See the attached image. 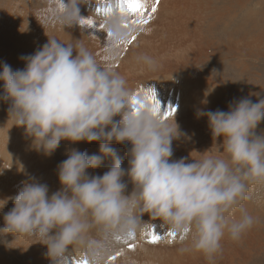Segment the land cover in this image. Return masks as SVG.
<instances>
[{
    "label": "clouds",
    "instance_id": "9594fccd",
    "mask_svg": "<svg viewBox=\"0 0 264 264\" xmlns=\"http://www.w3.org/2000/svg\"><path fill=\"white\" fill-rule=\"evenodd\" d=\"M87 2L48 0L49 23L61 30L83 26L79 5ZM125 20L118 12L104 16L113 42L128 40L132 26ZM47 37L21 57L22 69L2 66L0 100L9 103L12 125L23 127L44 155H52L63 140L99 142L100 155L71 149L57 165L61 187L50 195L46 184L22 181L15 196L0 199V209L9 199L13 205L3 214L0 236L10 233L45 245L51 264H66L73 251L89 264H104L116 237L146 231L142 217L147 214L163 230L183 234L181 254L198 252L214 264L225 237L238 241L256 222L243 202L251 198L250 185H264V132H256L264 120V96L254 93L256 102L248 97L230 102L227 111L198 109L197 118H207L213 144L174 159L173 141L190 137L172 114L164 117L143 102L134 110L125 76L102 64L81 39ZM135 60L148 70L157 68L148 54ZM112 142L131 145L127 168ZM105 156L112 159L108 170L90 175L87 170L99 167ZM122 257V264H141L127 251Z\"/></svg>",
    "mask_w": 264,
    "mask_h": 264
},
{
    "label": "bare ground",
    "instance_id": "6f19581e",
    "mask_svg": "<svg viewBox=\"0 0 264 264\" xmlns=\"http://www.w3.org/2000/svg\"><path fill=\"white\" fill-rule=\"evenodd\" d=\"M111 2L88 0L86 4L79 5L80 15L83 19L92 20L93 25H74L61 30L49 23L52 5L48 0H0V20H4L5 24L14 21L20 29L22 25H27V30H19L21 36L12 40L11 36L2 34L0 70L5 63L13 70L22 69L24 61L21 57L32 54L46 43L47 35L65 42L81 39L102 64L111 65L125 76L137 100L151 105L145 96L151 89L162 113L168 108L175 109L172 113L175 121L190 138L181 137L173 141L174 159L187 157L194 150L203 152L209 149L213 144L211 131L206 117L197 118V110L227 111L230 102L234 103L240 98L248 97L255 102L258 97L253 94L261 93L264 89V81L259 80L264 77L254 78L256 67L264 75L263 0H257L254 6L249 3L250 0H160L157 11L143 29L132 24L137 14L133 13L125 20L127 25L132 26L128 39L133 35L136 39L130 45L120 46L108 37L104 27H100L104 16L96 12L97 7L107 6ZM147 2L149 7L146 11H150L152 0ZM8 39L12 45L4 48L3 44ZM138 54L154 57L157 68L148 70L137 63L135 57ZM205 100L206 104L203 103ZM114 119H119V116ZM11 125L0 122V199L15 196L22 186L21 182L26 180L46 184L49 195L57 191L61 187L57 165L67 158L71 149L100 155L99 142L72 143L63 140L52 155L46 156L33 148L32 140L23 127ZM256 132H264V120L257 126ZM221 142L222 137L217 138L216 143ZM110 147L121 157L122 166L127 168L126 153L131 145L128 142H112ZM192 154L197 155L195 152ZM111 164V157L105 156L99 167L87 171L90 175H102ZM123 179L128 180L126 176ZM258 189L263 193L264 185H250V196L256 197L255 190ZM131 190L132 184L129 182L127 191ZM249 200L243 202L249 213L259 211L264 217V199L257 198V204L252 203L251 206ZM12 206L9 199L0 209V227H3V214ZM253 217L256 221L257 217ZM142 219L148 222L146 231L128 241L135 245L134 250L128 249L127 242L123 240L115 241L109 256H116L118 251H127L134 254L141 264H182L185 257L190 259L194 255L195 252L181 254L178 251L182 246L178 243L181 234L176 233L174 239L170 238L158 219L151 220L147 214ZM149 229L162 237L157 244H151L146 239L145 233ZM251 231L249 229L238 241L226 236L222 242L223 252L214 264H225L227 261L231 264L234 256L241 257L242 252L248 253L254 249L249 242L252 237L254 241ZM32 242L26 237L16 239L10 233L0 236V264H51L46 255V246ZM171 243H175V246L167 247ZM243 244L247 245L246 249H243ZM108 257L104 264H122V254L116 256L115 260ZM84 258L73 251L68 255L66 264Z\"/></svg>",
    "mask_w": 264,
    "mask_h": 264
},
{
    "label": "snow or ice",
    "instance_id": "6c2138e0",
    "mask_svg": "<svg viewBox=\"0 0 264 264\" xmlns=\"http://www.w3.org/2000/svg\"><path fill=\"white\" fill-rule=\"evenodd\" d=\"M160 0H152L150 4V11H146V9L149 7V4L147 0H112L111 3H109L107 6L103 7H97L96 12L102 14L103 16H107L112 14L113 12H118L122 16H124L127 20L128 17H130L133 13L137 14V19L132 21V24L139 26L141 29L145 25L148 24L149 20L152 18V15L157 11V6L159 4ZM82 25H93V21L90 19H82L81 20ZM126 24V23H125ZM127 25V24H126ZM101 28H103V24L100 25ZM108 37L111 38V33H107ZM136 39V36H132L131 39H128L127 41H117L115 42L117 46L120 45H130L132 42H134ZM146 100L149 101L152 105V108L154 112H160V105L159 102L155 98V93L149 89L147 93L145 94ZM133 109L135 110L137 106L141 103V101L137 100L136 96L133 95L131 101H130ZM174 108H168L166 109L162 114L164 117H168L174 112ZM166 235L170 238H175L176 233L172 231L166 232ZM145 237L151 244H157L161 240V236L155 232L149 229L145 233ZM135 237H129L127 239H122L120 237H116L115 241H125L127 242V248L134 250L135 245L131 242ZM183 234L180 235V239H183ZM122 252H117L116 256L121 255ZM116 256H109V260H115ZM72 264H89V261L84 259H74L72 261Z\"/></svg>",
    "mask_w": 264,
    "mask_h": 264
},
{
    "label": "rangeland",
    "instance_id": "374dc122",
    "mask_svg": "<svg viewBox=\"0 0 264 264\" xmlns=\"http://www.w3.org/2000/svg\"><path fill=\"white\" fill-rule=\"evenodd\" d=\"M256 1L257 0H250L249 3L254 6V3ZM261 4H264V0H263V3H261ZM19 30H20V28L16 24V22L10 20L8 23L5 24L4 20H0V38H1L2 34H7V35L11 36V40H12V38H15L17 36H21ZM11 45H12V42L9 39H8V41H5L3 44L4 48L11 46ZM4 48H3V50L5 52ZM259 72H261V70L258 67H256L254 70V78L255 77L259 78L260 76L264 77V75L259 73ZM259 80L264 81V78H260ZM2 85H3V82L0 81V93L3 92ZM257 87L259 88V86H257ZM260 95L264 96V89L261 91ZM257 99H256V101H257ZM8 107H9L8 102L0 100V122L4 123L6 125H10V123H12V121L9 120ZM258 185H260V184H258ZM256 188H258V187H255L254 189H256ZM263 193H260V189H258V191L255 190V194L257 196L253 198V195L251 194V196H250L251 198L249 200V205L251 206L252 203H254L256 205L257 201H258V200H256L257 198H262V200H263L264 199ZM258 209H260V208H258ZM251 213H252L251 214L252 216L257 217V219H256L257 225L255 223V225H253V227L251 228L252 229L251 234L254 236V241L252 242L253 237L250 238V241H249L250 244H253V245H251V248L253 247L254 249L250 250V252H248V253L242 252L241 257L234 256L232 258L231 264H264V217H262V214L259 211H257L255 214L254 211L252 210ZM174 244L175 243H171L167 247L175 246ZM243 246H244L243 249H246L247 245L243 244ZM206 261L207 260L204 258V256L201 253L195 252L194 255L190 256V259L185 257L181 263L182 264H205ZM216 264H218V263H216ZM225 264H229V262L227 261Z\"/></svg>",
    "mask_w": 264,
    "mask_h": 264
}]
</instances>
